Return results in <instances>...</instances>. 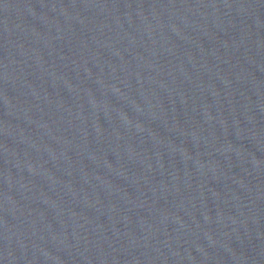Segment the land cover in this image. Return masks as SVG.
<instances>
[{"label":"water","instance_id":"1","mask_svg":"<svg viewBox=\"0 0 264 264\" xmlns=\"http://www.w3.org/2000/svg\"><path fill=\"white\" fill-rule=\"evenodd\" d=\"M0 264H264V0H0Z\"/></svg>","mask_w":264,"mask_h":264}]
</instances>
